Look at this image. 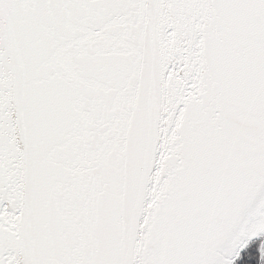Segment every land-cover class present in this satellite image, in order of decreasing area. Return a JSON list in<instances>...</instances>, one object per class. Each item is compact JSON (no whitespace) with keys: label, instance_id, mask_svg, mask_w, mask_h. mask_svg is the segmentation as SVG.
I'll return each instance as SVG.
<instances>
[{"label":"snow or ice","instance_id":"1","mask_svg":"<svg viewBox=\"0 0 264 264\" xmlns=\"http://www.w3.org/2000/svg\"><path fill=\"white\" fill-rule=\"evenodd\" d=\"M0 264H264V0H0Z\"/></svg>","mask_w":264,"mask_h":264}]
</instances>
